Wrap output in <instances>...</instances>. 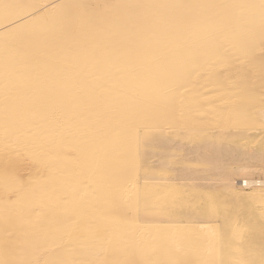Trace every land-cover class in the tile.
<instances>
[{
  "label": "snow or ice",
  "instance_id": "snow-or-ice-1",
  "mask_svg": "<svg viewBox=\"0 0 264 264\" xmlns=\"http://www.w3.org/2000/svg\"><path fill=\"white\" fill-rule=\"evenodd\" d=\"M0 22V264H264V183L251 191L247 178L243 190L189 192L177 185L154 194L163 217L155 236L116 230L143 226L132 212L147 198L139 184L142 154L163 140L151 126L165 115L161 97L186 91L187 69L222 63L225 49L247 54L259 43L264 52V0L40 6L5 0ZM240 63L220 103L227 96L250 112L258 100L264 134V55L258 66L247 56ZM122 80L133 86L121 88ZM38 106L45 117H37ZM215 138V130L189 129L162 174L210 168V161L192 165L186 148ZM23 158L37 166L35 175L17 172L13 161ZM53 206L69 217L55 237ZM185 206L213 219L211 238L188 239L191 227L172 222Z\"/></svg>",
  "mask_w": 264,
  "mask_h": 264
},
{
  "label": "bare ground",
  "instance_id": "bare-ground-1",
  "mask_svg": "<svg viewBox=\"0 0 264 264\" xmlns=\"http://www.w3.org/2000/svg\"><path fill=\"white\" fill-rule=\"evenodd\" d=\"M5 2V0H0ZM9 3H32L37 6L54 3L55 0H6ZM77 2L87 4L103 3H127L134 0H77ZM140 2H156V0H140ZM164 2H186V3H258L259 0H164ZM4 27L0 22V32ZM264 55L259 43L251 53H240L224 50L226 57L222 63L212 64L204 62L192 65L188 72V78L181 82L187 84V90L179 89L173 92L171 98L167 92L161 97V110L165 113L159 120L151 126L157 130H162L163 140L158 145L150 146L142 154V171L139 175V184L142 191L147 194V198L142 200L139 211H133V216H138L142 222V227L132 223L120 224L116 230L122 234H136L144 232L146 235H157L154 224L163 217L154 210L155 200L153 195L164 196L166 191L177 185L186 191H204L212 188L224 187L226 185L235 186L243 190L244 179L247 178L251 191H259L260 185L264 183V173L261 167L264 161L261 157V144L264 142V134L260 124V105L257 100L255 107L250 112L240 111L225 96V103H220L221 93L227 89L230 77L235 72L237 66L241 65L242 58L247 56L258 66L260 57ZM220 73H224L220 76ZM257 87L259 94V77L257 76ZM134 82L122 80L118 82L121 88H131ZM169 105L171 111L169 112ZM47 115L43 106H38L37 117L43 118ZM171 129V131H169ZM189 129H195L200 133L209 130L216 131V138L213 144H209L206 139L194 140L187 145V158L192 165L200 162L210 161V168L190 167L179 169L172 174H162L165 162L177 144H183V137L189 134ZM40 135H44L45 130H38ZM158 134H160L158 132ZM169 137H171L169 139ZM17 172L22 177L35 175L37 166L27 158L14 159ZM64 167L71 168V164ZM64 183H71L72 177H62ZM0 178V183H2ZM49 215L55 218L51 225L52 236L55 237V229L69 217L62 213L58 206H53ZM258 214V210H257ZM173 223L189 225L191 232L186 236L193 239L195 236L211 238L214 221L211 217L200 215L189 207L185 206L177 211L172 217ZM172 232L173 229H169ZM52 242H55L53 239Z\"/></svg>",
  "mask_w": 264,
  "mask_h": 264
}]
</instances>
